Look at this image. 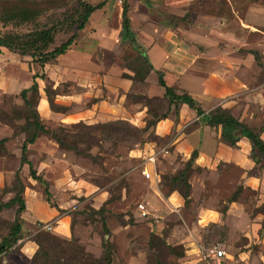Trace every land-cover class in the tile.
I'll list each match as a JSON object with an SVG mask.
<instances>
[{
    "label": "rangeland",
    "instance_id": "obj_1",
    "mask_svg": "<svg viewBox=\"0 0 264 264\" xmlns=\"http://www.w3.org/2000/svg\"><path fill=\"white\" fill-rule=\"evenodd\" d=\"M24 1H28L27 7L42 10L43 14L36 20L40 27L60 23L77 8V0ZM229 1L231 4L227 0H134L129 2L131 26L143 44L152 46L159 37L162 40H178V52L182 54V48L188 51L200 42L204 47L209 45V49L215 50L207 55L213 59L221 57L246 62L253 59L261 70L251 85L257 88L264 100V0ZM86 2L93 6L103 3L104 6L95 11L86 28L78 32L74 44L76 53L71 54L70 58L75 59L72 56L78 51L96 49L92 54L101 61L102 72H111L114 77L122 79V76L134 75L133 70L138 67L141 56L122 41V1ZM25 3L19 2V5L25 6ZM15 6H18V0H0V13ZM37 25H9L3 31L25 34L39 28ZM59 27L52 49L76 33L68 24ZM107 47L111 49L110 52ZM62 59L59 57L42 68L32 57L0 49V140L7 139L5 149H0V172L5 174V185L0 187V205L17 193V177L25 187H29L28 181L32 179L29 166L21 165V149L27 135L20 132L19 127L25 123L27 107L21 94L17 95L31 79L33 81L29 87L35 78L39 85V97L32 92L29 97L36 106L42 124L48 130L56 131L67 145L77 150L53 147L48 143L51 138L44 134L29 146L27 157L34 169L49 182L51 204L63 207L59 215L67 217V222L66 225L59 224L60 231L44 229L45 224L53 223L54 226L55 221L28 227L23 232L22 244L9 252L0 253V264H34L32 258L36 252H32V258L27 259L21 253V247L30 241L38 250L37 240L41 241L54 260L67 264H105L102 259L106 241L114 246V264H155L157 260L166 264H202L198 247L215 244L223 245L236 264L241 260L247 264H264L262 186L255 189L237 184L242 170L233 164L222 162L213 172L200 171L193 165L188 180L191 185L188 202L177 192L182 204L170 203L166 197V181L162 177L180 172L186 163L176 160L179 164L161 175L157 188L155 182L143 175L147 165L145 155L151 147L170 150V140L180 128L172 127L166 137L156 135L154 127L137 137L135 128L129 135V128L132 127H118L116 131L112 127L88 128L106 123L86 124L92 121L88 113L96 99L94 96H82L66 107L56 104L58 95L81 93V89L70 82L54 88L48 73L57 77L58 68L54 65H62ZM46 69L48 72H45ZM167 82L172 86L169 79ZM175 88L182 92L177 85ZM101 89L98 98L107 99V90ZM46 90L58 105V109L51 110L63 114L61 119L45 118L38 109L41 95L47 97ZM128 93L133 98L147 96L154 99L163 96L156 73H151L146 82L133 84ZM91 94L94 95V92L91 91ZM132 99L129 98L128 103L127 99L122 101L123 108L129 113L143 107L142 104H133ZM160 103L156 101L151 104L153 113L161 107ZM205 107L209 110L207 105ZM66 118L67 122H63L62 119ZM256 118L258 122L255 124L264 126V110ZM148 119L150 117L147 116ZM202 124L206 125L204 121ZM196 125L199 123L186 127L183 132L196 130L199 128ZM145 126L136 128L145 129ZM141 141L144 143L141 144ZM46 156L53 161L45 162ZM167 163L166 157H159L156 162L159 173L161 168L168 167ZM248 175L264 178L259 166H255ZM223 179H226L224 185L221 184ZM40 187L38 193L44 196V188ZM29 190L32 189L29 187ZM140 204L145 206L146 216L139 210ZM104 205V216L93 214ZM15 213L16 207L5 210L1 218L13 221ZM103 217L110 231L108 236L102 228ZM1 244L0 238V249Z\"/></svg>",
    "mask_w": 264,
    "mask_h": 264
},
{
    "label": "crops",
    "instance_id": "obj_2",
    "mask_svg": "<svg viewBox=\"0 0 264 264\" xmlns=\"http://www.w3.org/2000/svg\"><path fill=\"white\" fill-rule=\"evenodd\" d=\"M227 1L231 4L229 0ZM166 30L170 31L168 28ZM155 41L157 42L152 46L151 44H143L141 41L139 43L148 52L155 70L165 72L166 82L169 79L172 86L175 87L177 85L182 91H186L192 95L193 98L200 102L207 113L218 106H222L230 109L236 118H239L249 127L253 129L261 128L260 125L255 123L258 122L256 115L264 110V106L262 105L264 100L261 99V94L258 93L257 88L252 87L254 79L261 68L253 59L247 60L248 62L243 60H229L221 57L213 59L207 57V55L212 50H215L209 49V45L204 47L200 42L194 44L191 50L188 49L187 51L186 48H182L181 54L178 52L180 47L178 40L176 42L171 39L162 40L159 37ZM74 47L75 45L61 57V59L63 58L62 65H54L58 68L57 77H53L50 72L48 73V77L56 89L64 83L70 82L74 83L77 89H81V93L76 95L72 93L58 95L56 104L66 107L76 102L79 98H82V96H94L97 99L101 94V88H105L107 90V99L104 98L102 101L93 104L92 109L88 113L92 121L86 124L91 125V122H110L121 119L130 122L136 127H144L146 125L147 109L140 108L133 113H129L127 109L123 108L122 104V101L127 99L128 92L133 86V83L127 79L114 77L111 72H102L99 65L101 61L95 59L92 54L96 49L78 51L76 55L72 56L75 58L72 60L70 58L71 54L76 53ZM107 48L108 52H110L111 49L109 47ZM221 56L223 55L221 54ZM47 70L45 72H48ZM152 73H155V71ZM34 81H36V78ZM252 81L253 84L251 85ZM31 82L24 89H21V93L16 94L20 95L29 89ZM114 82L115 84H113ZM90 90L94 92V95L91 94ZM206 105L209 107V110L206 109ZM38 109L41 110L40 112H42L41 114L45 118L61 119V116H63V114L59 115L51 110L47 97L43 95H41ZM173 113L166 120L158 122L154 127L155 134L161 137L169 135L172 127L180 128H178L177 134L171 138L169 153L164 156L168 162V167L161 168V173H159L155 165L154 175L150 180L156 183L157 188L162 174H166L175 164L177 166L179 162L183 161L187 163L192 153L196 150L198 152V158L194 164L196 168L213 172L217 170L218 165L222 162L226 165L233 164L235 168L242 170L237 184L252 186L255 189L262 186L261 190H264V182L262 181L264 178L248 175L256 166L250 158L252 147L248 139H242L236 148H231L222 140L221 128H211L202 124L203 120L193 110L189 109L188 106H181L179 115ZM262 118L261 116L260 119L262 120ZM62 121L67 122V118L65 120L62 119ZM196 123H199V125H196L199 128L185 133L183 132V129ZM215 133L216 135H214ZM261 136L264 141V132ZM48 143L52 144L53 147L59 148L53 139L48 141ZM153 151H157V149L155 147L149 148V151H146L145 159ZM48 160L53 161L52 158L46 156L44 161L47 162ZM176 160L179 162L177 163ZM150 169L153 170L152 166H150ZM223 180L221 182L222 185L226 184V179ZM28 184L32 190L26 187L24 192L26 211L21 214L23 230L42 222L55 221L53 230L60 231L61 226L59 224L66 225L67 217L60 216L59 211L56 208H52L44 200L43 193L42 196L38 193V191H41V185L38 182L31 179L28 181ZM4 185L5 174L0 172V187H4ZM53 186L55 187V184ZM40 196L42 200H40ZM168 200L172 204L174 202L176 204H182V200L177 192L170 194ZM59 208L63 207L59 206ZM33 245L32 242L28 241L21 247V253L27 259H31V253H35L37 250ZM201 249L202 246L198 247L197 251L200 256V262L202 263ZM240 262L244 261L241 260Z\"/></svg>",
    "mask_w": 264,
    "mask_h": 264
},
{
    "label": "trees",
    "instance_id": "obj_3",
    "mask_svg": "<svg viewBox=\"0 0 264 264\" xmlns=\"http://www.w3.org/2000/svg\"><path fill=\"white\" fill-rule=\"evenodd\" d=\"M121 1L122 41L128 43L141 56L138 67L133 70L134 75L122 77L132 81L133 84L143 83L146 82V78L155 71L157 74L158 86L163 90V96L161 98L148 99L147 96H138L137 98H133L131 94L127 95L126 103L129 102V98H133L132 100L135 102L133 104H142V108H147V116L150 117V119L146 120L145 129L136 128V126L130 122L123 120H115L87 127L94 130L98 127H112L115 128V131L118 127H132L131 129L129 128L128 133L130 135L133 128H135V135L137 137L145 130L155 127L158 122L166 120L172 112L176 113V115H179L180 107L186 105L189 109L193 110L196 115L206 123L207 126L216 129L221 128L222 140L231 148H236L242 139H248L252 147L250 158L256 166L260 167L264 175V141L261 136L264 132V126L259 129H253L242 122L239 118H236L230 109L224 108L222 106H218L207 113L203 109L200 102L193 98L188 92H178L174 86L168 85L166 82L165 72L155 70L148 52L146 51L145 47L139 43L136 34L132 31L131 19L129 17V2L134 0ZM19 2H26L25 6L19 5ZM27 2L28 1L18 0V6L12 7L9 10L0 13V49L5 48L14 54L32 57V59L40 64V67L42 68L55 61L57 58L64 56L75 44L78 38V32H81L86 28L92 14L95 11L102 9L104 6L103 3L93 6L87 3L86 0H77V8L75 11L68 13L60 23H55L51 25V27H40L36 24V20L43 14L42 10L37 8L31 9L27 7ZM26 24H31L34 27L37 25L39 28L31 30L29 33L25 34L3 31V28H6L9 25H14V27H23ZM64 24H68L70 28H74L76 33L61 45L52 49V46L55 44L56 35L58 31H60L59 25L63 26ZM30 92L39 97V85L36 81H34L33 85L29 89L25 90L21 94L24 104L27 107L25 115L26 117L24 118L25 123L23 127H19L20 132L26 133L27 135L21 149V165L29 166L31 178L44 188L46 202L51 205L52 208H56L60 213H62V210L58 208V206L51 204L52 193L50 191V184L45 178H43L41 175H38L37 171L33 167V164L29 161L27 154L29 152V146L35 144L36 140L41 134L49 136L58 144L60 148L72 150L74 152H77V150L74 147L67 145L65 141L59 135H57L56 131L48 130L42 124L36 106H34L35 104L33 105L32 100L29 97ZM46 93L51 109H58V105L55 104L54 99H52L49 95V90H46ZM102 99L97 98L94 99L93 102L96 104L102 101ZM156 101H160L162 103H160L161 107L156 108L155 113H153L151 110V104ZM6 142L7 139L0 140V149H5ZM140 143L142 144L144 141H141ZM197 158L198 152L195 150L192 153L190 160L186 163L184 169H181L180 172L177 171L172 173L170 176L162 177V180L166 181V184H164L165 188H168L166 197L174 192H179L185 201L188 202L191 190V185L188 181L189 174ZM196 169L200 170L199 168ZM17 184H19V187L15 196L0 205V238L2 239L0 253L5 251L9 252L13 248H17L20 244H22L20 241L22 242L24 239L23 220L21 218V214L26 211V202L24 198L26 187L18 177ZM15 207V219L13 221L2 220L1 213L5 210H10ZM104 213L105 205L101 210L96 211L93 214L100 215L102 217V215L104 216ZM102 226L105 235H110V231L107 228L104 217L102 220ZM36 243L38 245V250L32 258L34 264H67L60 260H54V257H52V255L44 249L40 240H37ZM209 246L210 245H202L204 248ZM102 260L105 262V264H114V246L109 241L104 243V256ZM155 264L166 263L157 260Z\"/></svg>",
    "mask_w": 264,
    "mask_h": 264
},
{
    "label": "built area",
    "instance_id": "obj_4",
    "mask_svg": "<svg viewBox=\"0 0 264 264\" xmlns=\"http://www.w3.org/2000/svg\"><path fill=\"white\" fill-rule=\"evenodd\" d=\"M169 153L168 149H160L153 151L145 160L146 165L143 170V175L146 179H152L154 175L156 162L159 160V157L165 156ZM152 166L153 170L150 169ZM139 210L143 212V215L146 216L147 212L145 211V206L140 204L138 206ZM44 229L47 231L53 230V223H48L44 225ZM21 242V241H20ZM13 250V249H12ZM201 260L203 264H236L233 262V257L230 255L223 245L215 244L210 245L209 247H202L201 249ZM237 264H247L244 262H239Z\"/></svg>",
    "mask_w": 264,
    "mask_h": 264
}]
</instances>
